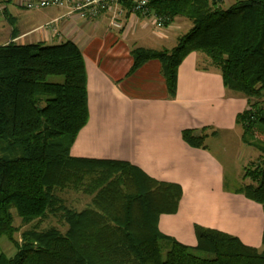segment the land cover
I'll return each mask as SVG.
<instances>
[{
	"label": "trees",
	"instance_id": "1",
	"mask_svg": "<svg viewBox=\"0 0 264 264\" xmlns=\"http://www.w3.org/2000/svg\"><path fill=\"white\" fill-rule=\"evenodd\" d=\"M149 3L167 25L184 17L192 28L172 49L134 48L130 74L159 60L174 98L184 60L193 53L207 56L205 70L220 71L224 87L247 99L237 124L244 143L261 156L244 168L250 184L239 192L264 211V144L248 140L264 124V0L229 8L223 0ZM56 75L64 83L48 82ZM88 101L85 56L74 42L0 46V239L16 248L13 256L0 252V264H264V249L218 229L195 226L196 249L214 253V259L163 233L159 221L178 211L181 185L160 182L127 161L72 156V143L89 122ZM182 138L192 148H207L205 131L185 130ZM66 190L90 196L87 208L68 206ZM13 209L27 227L20 240ZM52 218L57 224L43 227Z\"/></svg>",
	"mask_w": 264,
	"mask_h": 264
},
{
	"label": "crops",
	"instance_id": "2",
	"mask_svg": "<svg viewBox=\"0 0 264 264\" xmlns=\"http://www.w3.org/2000/svg\"><path fill=\"white\" fill-rule=\"evenodd\" d=\"M28 1L40 0H12L9 5L0 0V46L72 41L85 56L89 122L72 143L71 155L127 161L151 178L181 185L184 193L178 211L163 214L159 221L163 233L178 238L187 233L191 239L196 238V225L212 227L211 200L217 191L201 184L224 181L222 159L228 151L216 153L212 146L227 127L221 126V120L229 117L235 128L247 99L229 92L220 72L204 70L208 62L199 53L182 63L174 98L159 60L148 61L130 74L134 48L172 49L180 35L190 31V22L179 17L161 28L154 16L129 11L123 28L116 30L108 13L89 21L68 7L30 11L24 7ZM183 29L186 32L179 33ZM200 62L206 64L204 69ZM185 130L205 131L207 148H192L182 138Z\"/></svg>",
	"mask_w": 264,
	"mask_h": 264
},
{
	"label": "rangeland",
	"instance_id": "3",
	"mask_svg": "<svg viewBox=\"0 0 264 264\" xmlns=\"http://www.w3.org/2000/svg\"><path fill=\"white\" fill-rule=\"evenodd\" d=\"M235 0H225L223 3L224 8H229L234 4ZM9 5L8 3H6ZM44 9V8H42ZM41 11V10H30ZM185 33L186 31L180 30L179 33ZM201 58L207 59V56L203 53H199ZM203 60V59H202ZM201 63V62H200ZM205 63H201V69H204ZM205 70V69H204ZM213 71H220L214 69ZM62 76H51L48 82L51 83H64ZM217 86V85H216ZM215 86V87H216ZM212 90L215 88L212 86ZM231 92V91H229ZM234 93V92H233ZM235 94V93H234ZM238 95V94H237ZM241 96V95H239ZM243 97V96H241ZM244 98V97H243ZM248 105V103H247ZM248 108V106H247ZM230 123L229 117L221 120L222 128L220 131L221 140L212 146V150L218 153H226L227 156H223L222 161L225 163L224 167V181H212V183H203V187L214 188L217 191L214 195L215 198L211 200V210L213 211L212 218L213 226L210 229H218L225 233H229L235 237L241 239L245 244L256 247L259 250H263V232H264V211L263 207L253 201L245 199L244 195L239 192V189L246 184H250L248 180L244 179V168L250 164L258 162L260 158V151L255 146L246 145L244 141V130L241 125H237L235 128ZM249 142H256V144H264V124L259 122L255 128L248 134ZM69 138L65 139V143L68 144ZM218 144V145H217ZM3 142L0 141V146ZM220 180V179H217ZM149 200L153 199L152 191L145 190ZM240 193V194H239ZM243 196H242V195ZM62 196L66 199L67 205L76 208L78 210H84L87 208L91 201V197L81 192L66 190L62 193ZM14 223L19 227L20 232L17 233V239H21L20 233L26 230L21 218L18 215V211L13 209ZM51 224H57V221L52 218L50 221L43 224V227ZM196 234V233H195ZM176 240L183 242L191 251L201 258L214 259L216 256L214 253L200 251L196 249L198 245V239L189 236L187 233L181 237H173ZM0 252H4L9 256H13L16 252L15 246L8 240L7 237H1L0 239Z\"/></svg>",
	"mask_w": 264,
	"mask_h": 264
},
{
	"label": "built area",
	"instance_id": "4",
	"mask_svg": "<svg viewBox=\"0 0 264 264\" xmlns=\"http://www.w3.org/2000/svg\"><path fill=\"white\" fill-rule=\"evenodd\" d=\"M124 3L125 0H78V2L73 4H71L70 0H40L28 1L24 7L27 10H41L42 8L53 6L59 8L68 7L78 17L89 21L98 19L108 13L111 19V27L116 30L123 28L124 15L129 11L139 16H154L158 27L163 28L167 25V17H160L149 9V0H130V9H127ZM0 10H2L1 2Z\"/></svg>",
	"mask_w": 264,
	"mask_h": 264
}]
</instances>
